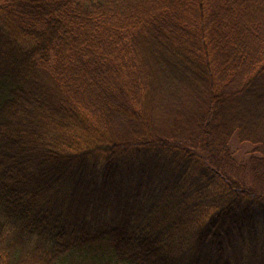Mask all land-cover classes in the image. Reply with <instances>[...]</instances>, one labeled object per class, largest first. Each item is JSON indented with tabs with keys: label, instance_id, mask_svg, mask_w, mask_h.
<instances>
[{
	"label": "trees",
	"instance_id": "trees-1",
	"mask_svg": "<svg viewBox=\"0 0 264 264\" xmlns=\"http://www.w3.org/2000/svg\"><path fill=\"white\" fill-rule=\"evenodd\" d=\"M261 84L264 0H0V264H229L264 224V137L247 107ZM84 132L96 151L56 146ZM233 138L252 147L242 164ZM123 186L111 223L38 203Z\"/></svg>",
	"mask_w": 264,
	"mask_h": 264
},
{
	"label": "rangeland",
	"instance_id": "rangeland-1",
	"mask_svg": "<svg viewBox=\"0 0 264 264\" xmlns=\"http://www.w3.org/2000/svg\"><path fill=\"white\" fill-rule=\"evenodd\" d=\"M191 97V95H190ZM189 98V97H185ZM264 98V84L260 85V88L257 90V95L252 96L247 102L249 104L247 105L248 108L251 109L253 118L249 119V124L251 128L254 130L256 135H261L264 137V106L259 107L260 104L263 103L262 99ZM193 97H191V100ZM178 105L175 106L176 101H172L169 103L171 107L173 106L176 110H185L187 104L184 103L181 99L177 100ZM193 104V100H192ZM189 107V105H188ZM200 105L194 103V108L198 110ZM158 118L157 120H160L161 123L168 120L170 125L172 121H175V117L167 116L165 114L160 113L158 111ZM199 113V112H198ZM201 114V113H199ZM198 116V115H197ZM180 126L182 125V120L178 121ZM218 122V120H217ZM185 123V122H184ZM217 123H214L212 125V128L216 127ZM218 129V128H217ZM69 135V136H68ZM60 136V139H57L56 146L60 148H67L71 151H86V150H95L97 149V144L99 141L94 135H90L88 133H82L78 136H73L71 134ZM230 148L232 151H234L235 156L237 157V162H241V164L245 161V159L248 157L249 153L252 150V147L248 144H240L235 140L234 138L229 143ZM244 174V173H243ZM247 179V176L244 177ZM129 188V187H128ZM158 188L157 185H153L152 189ZM181 192V196H183L184 192L188 191L189 194L191 192V198L190 201L193 203L198 201L206 200V197L204 194L198 199L196 193H192V190H189L188 186H183ZM147 187L142 190L143 194L146 195ZM117 191H113V193H105L103 196H100L98 194H93L90 192L89 194L82 195L78 194L76 189H58V188H52L49 190H43V193L40 194L38 197V203L40 206H44L47 211H50L51 213H54L57 216H62V218H66L68 220H73L75 217L80 218L81 220H88V221H100V222H109L111 223L112 220L116 219V216L118 214L117 208L120 207L122 202H124V198L127 196L128 189L123 186L122 190L119 195L116 194ZM210 194L216 195L222 192L220 188L211 187L210 188ZM152 194L158 195V191L156 193L151 192ZM180 192L174 193L175 197L178 196ZM199 194V192H198ZM173 200V199H172ZM172 202V207H174L175 200L174 201H167V203ZM42 204V205H41ZM161 204H165V201L161 202ZM119 206V207H118ZM207 207L205 205H201L200 208H198V213L200 210H206ZM198 215V214H197ZM184 216H189L187 213L184 214ZM205 216V213H199V217L201 219ZM191 220L194 218L192 216ZM194 225V224H193ZM192 225V226H193ZM191 227L185 228L184 231L180 232L179 235L173 240L172 243H170L172 249L177 254H188V251L192 249V242L194 238V233H191ZM195 228L198 225H194ZM194 230V228H193ZM185 234V235H184ZM181 235V236H180ZM184 235V236H182ZM193 236V237H192ZM234 248L227 252L226 259L229 261V264H246L250 262L257 263L259 260L264 259V224L259 227L257 234L255 236H250L249 234L244 235L242 241H234Z\"/></svg>",
	"mask_w": 264,
	"mask_h": 264
}]
</instances>
